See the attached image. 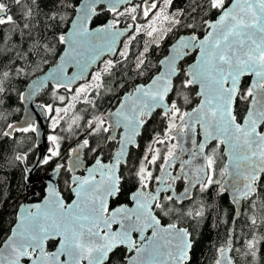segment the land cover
Segmentation results:
<instances>
[{
	"label": "snow or ice",
	"instance_id": "snow-or-ice-1",
	"mask_svg": "<svg viewBox=\"0 0 264 264\" xmlns=\"http://www.w3.org/2000/svg\"><path fill=\"white\" fill-rule=\"evenodd\" d=\"M209 222L201 264L264 258V0H0V264H193Z\"/></svg>",
	"mask_w": 264,
	"mask_h": 264
},
{
	"label": "trees",
	"instance_id": "trees-1",
	"mask_svg": "<svg viewBox=\"0 0 264 264\" xmlns=\"http://www.w3.org/2000/svg\"><path fill=\"white\" fill-rule=\"evenodd\" d=\"M30 82V81H29ZM17 87H23L26 89V86H20L17 85ZM51 94L49 89L47 88L44 90L37 98L36 103L38 104H44V103H51ZM10 108H9V119L13 122H19L22 117L23 113V105L22 101H20L16 94L12 95L11 101H9ZM50 121V120H49ZM52 134V129L50 122L48 124V129H47V135ZM21 136V140L27 139V142L22 144V147H27L28 144H31L34 146V152L35 156L37 154V148H36V134L35 133H28V134H19ZM11 142H8L7 144L3 145V148L5 149V154L7 155L8 149L11 148ZM6 172H8L9 179H13L15 182V178L11 176V173L14 171V169L7 168L5 169ZM19 173H16V177L18 178ZM42 193L38 194L35 197H31L30 199L33 201H38L41 197ZM10 218V217H9ZM196 244L194 246V258H193V264H201L202 259L209 253V247L213 243H216L218 241V236H217V230L213 227H211V222L208 224L204 225L203 227L199 228L196 231ZM220 236H223V232L221 231ZM239 246V245H237ZM237 264H250V258H246L240 254H237L235 257ZM257 261L259 264H264V258H261L260 254L257 256Z\"/></svg>",
	"mask_w": 264,
	"mask_h": 264
},
{
	"label": "water",
	"instance_id": "water-1",
	"mask_svg": "<svg viewBox=\"0 0 264 264\" xmlns=\"http://www.w3.org/2000/svg\"><path fill=\"white\" fill-rule=\"evenodd\" d=\"M47 88L43 89L37 96L33 97L31 101H23V113L19 123H24L29 117L31 118L30 122L34 123L37 127L36 134V148H37V157L42 154H46V149L49 147V144L46 140L47 137V126H48V117L39 107V104L36 103L38 96Z\"/></svg>",
	"mask_w": 264,
	"mask_h": 264
},
{
	"label": "flooded vegetation",
	"instance_id": "flooded-vegetation-1",
	"mask_svg": "<svg viewBox=\"0 0 264 264\" xmlns=\"http://www.w3.org/2000/svg\"><path fill=\"white\" fill-rule=\"evenodd\" d=\"M38 104V103H37ZM40 105V104H39ZM50 146V145H49ZM36 156H37V154H36Z\"/></svg>",
	"mask_w": 264,
	"mask_h": 264
},
{
	"label": "rangeland",
	"instance_id": "rangeland-1",
	"mask_svg": "<svg viewBox=\"0 0 264 264\" xmlns=\"http://www.w3.org/2000/svg\"><path fill=\"white\" fill-rule=\"evenodd\" d=\"M50 125H51V123H50Z\"/></svg>",
	"mask_w": 264,
	"mask_h": 264
}]
</instances>
